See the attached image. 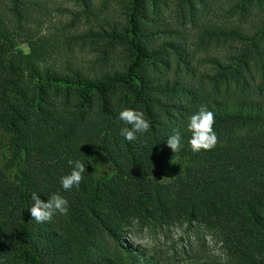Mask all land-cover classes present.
<instances>
[{
    "label": "trees",
    "instance_id": "1",
    "mask_svg": "<svg viewBox=\"0 0 264 264\" xmlns=\"http://www.w3.org/2000/svg\"><path fill=\"white\" fill-rule=\"evenodd\" d=\"M160 1L131 0L124 28L77 35L104 42L103 58L84 72L57 65L54 43L35 25L37 0H0V264H150L127 245L132 228L175 224L217 239L225 253L218 264H264V95L251 92L264 89V77L254 89L249 80L257 36L225 60L207 59L212 73L198 75L181 45L150 44L147 6ZM116 45L130 51L128 62L105 68ZM201 107L215 115L218 143L193 152L187 123ZM124 108L150 124L133 142L120 135ZM174 129L182 136L176 153L166 143ZM77 159L83 180L65 191L60 178ZM33 192L45 202L64 196L67 215L32 220Z\"/></svg>",
    "mask_w": 264,
    "mask_h": 264
},
{
    "label": "rangeland",
    "instance_id": "2",
    "mask_svg": "<svg viewBox=\"0 0 264 264\" xmlns=\"http://www.w3.org/2000/svg\"><path fill=\"white\" fill-rule=\"evenodd\" d=\"M37 0L35 18L38 33L54 43L52 57L58 66L77 67L92 72L93 64L103 58L99 52L104 42L77 39L97 26L115 25L118 29L127 25L131 0ZM240 0H161L155 8L147 6L146 23L154 35L151 45L172 41L185 48L195 57L197 74L212 73L207 59L225 60L233 50L238 51L256 34V51L251 52L249 80L257 88L264 77V2L253 3L247 12L236 7ZM231 35L223 36V32ZM241 34V35H240ZM146 40V39H145ZM26 51L25 44L19 45ZM130 51L116 45L104 59L105 68L122 69L128 62ZM97 64V63H96ZM64 68V67H63ZM171 65V71H172ZM172 73V72H171ZM261 84V83H260ZM257 85V86H256ZM252 92L255 98L264 95V89ZM4 152L0 154V167L5 163ZM126 243L132 249L139 247L144 253L140 260L150 264H218L224 261L221 244L206 230L189 229L175 224L164 228L134 226ZM112 243L105 241L100 248L109 252Z\"/></svg>",
    "mask_w": 264,
    "mask_h": 264
},
{
    "label": "clouds",
    "instance_id": "3",
    "mask_svg": "<svg viewBox=\"0 0 264 264\" xmlns=\"http://www.w3.org/2000/svg\"><path fill=\"white\" fill-rule=\"evenodd\" d=\"M119 119L127 126L120 129V135L129 142L138 139L137 134L143 135L150 129V124L143 112L132 108H124L119 112ZM215 115L212 111L201 107L196 113L192 114L187 123V131L191 134L188 141L193 152L201 150H211L218 143V136L214 130ZM130 126V127H129ZM181 132L174 129L173 134L167 137V146L173 153L180 151ZM72 166L70 174L60 178V183L65 191H70L74 186L78 187L83 180L86 165L81 160H70ZM32 205L30 215L32 220L37 223L50 222L53 216L58 214L67 215L68 200L59 193H54L48 197L47 201L40 199L36 192L31 193Z\"/></svg>",
    "mask_w": 264,
    "mask_h": 264
}]
</instances>
